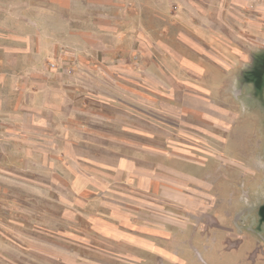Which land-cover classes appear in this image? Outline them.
<instances>
[{
  "label": "rangeland",
  "instance_id": "1",
  "mask_svg": "<svg viewBox=\"0 0 264 264\" xmlns=\"http://www.w3.org/2000/svg\"><path fill=\"white\" fill-rule=\"evenodd\" d=\"M122 160L173 258L96 231ZM0 264H264V0H0Z\"/></svg>",
  "mask_w": 264,
  "mask_h": 264
},
{
  "label": "crops",
  "instance_id": "2",
  "mask_svg": "<svg viewBox=\"0 0 264 264\" xmlns=\"http://www.w3.org/2000/svg\"><path fill=\"white\" fill-rule=\"evenodd\" d=\"M109 168L112 170L111 174L107 171ZM134 169H137V167L132 161L128 160L119 161L111 167L105 165V214L100 213L101 216L105 215V221H101L100 223H97V221L93 222L95 229L104 235L105 240L117 241V245L124 249L130 248L140 253L149 252L157 255L160 254L165 258H173L177 254L174 255L172 246L168 244V239L172 236V231L167 227L159 228L151 225H142L139 220L140 218L138 217L139 219H136V210L140 207V202L138 200L134 201L133 205L127 208L125 201L123 204L119 203V199L124 200L120 197V192L117 193V191L109 189V184H114V179L118 177V181L121 179L124 183L132 185L134 191L137 189L140 192L141 189H145L150 193L153 191L158 192L159 190L174 192L173 182L169 184L166 179L162 180L159 178L155 180L156 182L154 184L151 176L139 175V171ZM123 171H129L133 175L128 174L127 177H125V174L120 175ZM154 185L158 187L157 190H155ZM121 195L124 196L123 193ZM136 204L138 206H135ZM95 220H97V217ZM186 247H189V245L185 241L184 253L189 252L186 250ZM188 255L190 256V254Z\"/></svg>",
  "mask_w": 264,
  "mask_h": 264
}]
</instances>
